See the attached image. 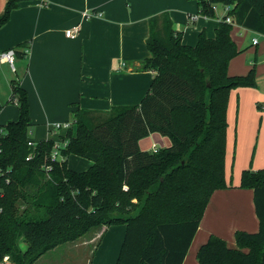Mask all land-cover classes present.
Instances as JSON below:
<instances>
[{
  "label": "trees",
  "instance_id": "trees-1",
  "mask_svg": "<svg viewBox=\"0 0 264 264\" xmlns=\"http://www.w3.org/2000/svg\"><path fill=\"white\" fill-rule=\"evenodd\" d=\"M28 1L35 0H6L0 26ZM194 1L206 17L214 15L217 4L232 6L225 17L264 33V0ZM225 17L213 39L202 31L193 47L181 43L166 14L150 20V56L141 61L140 70L156 74L147 93L138 105L105 113L75 108L73 127L61 137L67 142L61 161L49 159L52 140L39 141L34 150L27 146V95L11 81L8 102H15L19 113L16 121L5 124L1 144L0 261L7 255L14 264H33L91 229L122 224L115 264H182L212 193L228 187L224 161L229 93L258 86L253 66L245 75L227 74L228 62L239 50ZM151 133L168 137L170 146L141 150L139 140ZM31 152L32 159L26 161ZM69 155L92 165L71 170ZM238 187L252 191L258 231H236L235 248L209 236L197 249L198 264H264V170H242Z\"/></svg>",
  "mask_w": 264,
  "mask_h": 264
},
{
  "label": "crops",
  "instance_id": "crops-1",
  "mask_svg": "<svg viewBox=\"0 0 264 264\" xmlns=\"http://www.w3.org/2000/svg\"><path fill=\"white\" fill-rule=\"evenodd\" d=\"M5 2H1L2 11ZM85 11L100 16L82 19ZM165 14L172 29L181 34V43L191 47L196 45L202 31L207 38L213 39L219 22L226 16L221 4L214 6L212 17L203 16L194 0H35L20 3L11 11L8 21L0 26V51L13 49L16 53L14 69L7 63H0V105L3 104L0 124L16 121L19 113L18 108L12 113V108L5 107L13 81L8 78L5 67L12 74H20L15 81L27 95L30 127H34L29 131L32 135L29 138L35 142L55 139L57 134H51V125L71 120V112L77 107L105 113L114 107L138 105L156 74L140 70L141 61L150 56L146 47L150 20L161 19ZM75 26L79 27L76 36L66 37L65 31ZM236 27L238 33L244 30L253 34L251 40L254 35L260 36L256 45L250 41L243 47L231 30L230 37L239 53L228 62L227 74L245 75L253 66L258 86L240 87L229 93L224 161L228 187L212 193L182 264H198L197 249L211 235L235 248L236 231L255 233L259 228L252 191L238 185L242 170H264V33ZM61 134L64 132L58 135ZM170 144L169 138L159 133H151L138 142L143 151ZM69 156L88 163L74 171H84L92 165L90 160ZM113 227H100L92 238L99 237L101 241ZM119 249L117 251L116 245L114 258ZM88 251L92 253L91 249ZM94 253L95 250L93 256ZM89 263L93 264L92 258Z\"/></svg>",
  "mask_w": 264,
  "mask_h": 264
},
{
  "label": "rangeland",
  "instance_id": "rangeland-1",
  "mask_svg": "<svg viewBox=\"0 0 264 264\" xmlns=\"http://www.w3.org/2000/svg\"><path fill=\"white\" fill-rule=\"evenodd\" d=\"M1 2L2 0H0V13L2 11ZM232 31L234 32L233 35L236 41L243 47H245L251 41V36L253 34L247 33L244 30H241V33H238L239 30L237 29V27H233ZM5 68L9 79L16 80L18 78L17 75H20V74L17 75L12 74L8 67ZM5 107L12 108V113L14 112V110L17 111V106H14L9 102L5 104ZM3 114L5 115V113ZM33 128L34 127L31 126L28 130L29 137L32 136L29 131L32 130ZM61 132L63 131H60L59 133ZM85 165H88V163H86V161H84L83 159L80 160L79 158H74L72 156H69L67 159V167L71 170L82 169V167ZM113 228L114 229H112V231L105 234L104 238H102L101 241H98L99 237L92 238L95 232L97 231V229L99 228L91 229L89 232H87L84 236H82L78 240L74 242H68L57 245L55 248L47 251L45 254L39 257L33 264H90L89 262L91 258L93 264H115L116 258H114L115 253L113 250H115L116 245H117V251L120 248L124 235L125 226L119 224V225H115ZM21 246L22 248H24L23 243H21ZM88 249L89 250L91 249L92 253H89ZM94 250L95 253L93 256ZM90 255L92 256L91 258ZM0 264H14V263L12 262L11 258L6 255L2 258Z\"/></svg>",
  "mask_w": 264,
  "mask_h": 264
},
{
  "label": "built area",
  "instance_id": "built-area-1",
  "mask_svg": "<svg viewBox=\"0 0 264 264\" xmlns=\"http://www.w3.org/2000/svg\"><path fill=\"white\" fill-rule=\"evenodd\" d=\"M231 8H232L231 6H224V11L226 12V15H227L228 11H230ZM97 16H100V14H97L95 12H90V11H85L81 14L82 19H87V18L97 17ZM193 18H195V17H193ZM224 21L228 24H231L232 27L233 26L236 27V25H237V24H235L234 21L231 20V18L229 16L225 17ZM78 30H79L78 26H75L72 29L66 30L65 36L68 38H74L76 36V34L78 33ZM259 36L260 35H256L252 38V40H251L252 45H256L258 43V37ZM14 62H15V51L13 49L0 51V63H7L12 69H14ZM13 104L16 106L15 102ZM73 123H74L73 120H69V121L63 122V123H54L51 125V128H50L51 134L55 135V134H58L60 131H63L65 134V132L69 128L73 127ZM6 134H7V131H6L5 124L4 125L0 124V153L2 150L1 144H2V141L5 138ZM64 134L56 135L55 139H52V138L46 139V140H52L53 141V147H52L50 155H49V159L51 161H61L64 159L63 156L61 155V149L64 148L67 144V142L61 138L62 136H64ZM26 143H27V146L29 148H31L32 150H34L36 145L38 144V142L33 141L29 137H28ZM158 149L159 148L153 146L151 148V152H156ZM32 157H33V153L31 152L27 155L25 160L28 161V160L32 159ZM44 168L46 170L50 169V167H46V166ZM3 173L4 172L0 168V178H1V176H3ZM122 189L124 191H126L127 187L122 186Z\"/></svg>",
  "mask_w": 264,
  "mask_h": 264
}]
</instances>
